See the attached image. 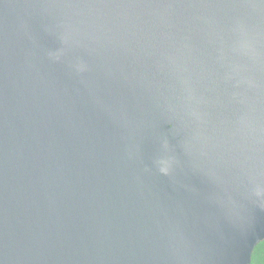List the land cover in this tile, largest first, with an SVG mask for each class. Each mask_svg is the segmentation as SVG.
Segmentation results:
<instances>
[{"label":"water","instance_id":"obj_1","mask_svg":"<svg viewBox=\"0 0 264 264\" xmlns=\"http://www.w3.org/2000/svg\"><path fill=\"white\" fill-rule=\"evenodd\" d=\"M262 240L264 0H0V264Z\"/></svg>","mask_w":264,"mask_h":264},{"label":"trees","instance_id":"obj_2","mask_svg":"<svg viewBox=\"0 0 264 264\" xmlns=\"http://www.w3.org/2000/svg\"><path fill=\"white\" fill-rule=\"evenodd\" d=\"M251 264H264V240L255 246L252 253Z\"/></svg>","mask_w":264,"mask_h":264}]
</instances>
